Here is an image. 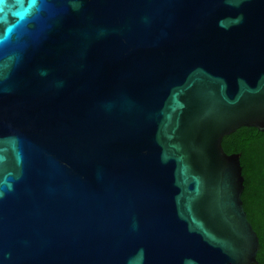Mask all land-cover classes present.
<instances>
[{
	"label": "water",
	"instance_id": "1",
	"mask_svg": "<svg viewBox=\"0 0 264 264\" xmlns=\"http://www.w3.org/2000/svg\"><path fill=\"white\" fill-rule=\"evenodd\" d=\"M241 127L264 0H0V264H257Z\"/></svg>",
	"mask_w": 264,
	"mask_h": 264
},
{
	"label": "trees",
	"instance_id": "2",
	"mask_svg": "<svg viewBox=\"0 0 264 264\" xmlns=\"http://www.w3.org/2000/svg\"><path fill=\"white\" fill-rule=\"evenodd\" d=\"M228 153H241L245 189V209L260 237L258 263L264 264V131L241 127L223 140Z\"/></svg>",
	"mask_w": 264,
	"mask_h": 264
}]
</instances>
